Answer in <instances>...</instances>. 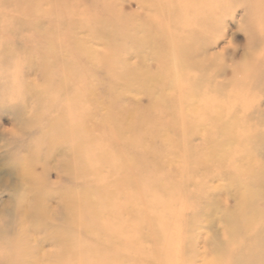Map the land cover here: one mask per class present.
<instances>
[{
	"label": "rangeland",
	"instance_id": "rangeland-1",
	"mask_svg": "<svg viewBox=\"0 0 264 264\" xmlns=\"http://www.w3.org/2000/svg\"><path fill=\"white\" fill-rule=\"evenodd\" d=\"M10 1L15 2L8 5L0 0V177L6 181L0 187V212L13 215L16 201L22 203L32 195V183L26 180L32 172L48 180L46 188L51 183L62 192L73 188L84 202L76 235L79 249L86 246L90 251L85 256L80 252L79 264L211 260L215 247L227 244L224 213L229 215L237 207L239 194L264 183V177H260L263 182L256 177L264 173V119L258 120L264 118V38L256 40L264 37V0H38L40 5L37 0ZM181 49L197 55L205 50L206 54L196 56L199 63L225 64L226 72L215 77L222 89L216 82L192 88L193 70H180ZM69 65L72 74L65 83ZM242 67L245 72L235 77L234 70ZM112 103L115 108H128L129 118H121L114 107L111 110ZM111 114L117 115L116 120L120 117L125 133L120 137L111 131V119L104 123ZM228 122L234 130L228 133H237L235 139L224 133ZM61 161L77 166L85 161L89 178L74 169L73 177L79 179L73 180L74 185L66 178L57 183ZM121 165L125 172L116 170ZM111 169L116 170L114 184L124 201L112 208L102 204L108 200L110 185L105 179ZM205 205L213 212L207 213ZM134 206L142 208L135 225L126 220ZM258 208L264 210V203L259 202ZM109 211L113 220L107 219ZM261 214L255 227L264 224ZM247 235L253 238V230ZM243 238L237 236L235 245L245 243Z\"/></svg>",
	"mask_w": 264,
	"mask_h": 264
},
{
	"label": "bare ground",
	"instance_id": "bare-ground-1",
	"mask_svg": "<svg viewBox=\"0 0 264 264\" xmlns=\"http://www.w3.org/2000/svg\"><path fill=\"white\" fill-rule=\"evenodd\" d=\"M4 1L6 4L8 5H11V4H14L15 1H10L9 0H2ZM50 1V0H49ZM53 1V0H52ZM64 1V0H63ZM62 1V2H63ZM93 1V0H92ZM216 1H219V0H216ZM23 2H25L23 0ZM32 2V1H31ZM39 1L37 0V3ZM43 2V1H42ZM79 2V1H78ZM4 3V4H5ZM76 3V2H75ZM169 3V2H168ZM196 3V2H195ZM217 3V2H216ZM225 3V2H224ZM30 4V3H29ZM35 4V3H34ZM47 4V2H46ZM98 4V3H97ZM226 4V3H225ZM17 5V4H16ZM37 5H40L39 3ZM53 5V4H52ZM159 5V4H158ZM55 6V5H53ZM70 6V5H68ZM74 6V5H73ZM76 6V5H75ZM96 6V5H95ZM195 6V5H194ZM220 6V5H219ZM223 6V4H222ZM221 6V7H222ZM49 7V6H48ZM56 7V6H55ZM82 7V6H81ZM86 7V6H85ZM219 7V9L221 8ZM57 8V7H56ZM90 9V7H88ZM94 8V7H93ZM198 8V7H197ZM66 9V8H65ZM87 9V8H85ZM57 10V9H56ZM222 10V9H221ZM62 12V11H61ZM172 12V11H171ZM222 12H224L222 10ZM52 12L51 11V15H52ZM56 13V11H55ZM227 13V12H226ZM224 14V13H223ZM54 15V14H53ZM170 15V14H169ZM220 15V14H219ZM214 17V16H213ZM209 19V18H208ZM215 20V19H214ZM218 20V19H217ZM146 22V21H145ZM213 26V25H212ZM169 30V29H167ZM213 31V30H212ZM112 34V33H111ZM42 37H46V39L48 38L47 35H41ZM106 36V35H105ZM264 36V35H263ZM44 37V38H45ZM264 37L260 36L258 37L256 40H262ZM191 40V39H190ZM189 40V41H190ZM50 41V40H48ZM203 42V41H202ZM258 42V41H256ZM263 42V41H262ZM158 44V43H157ZM172 44V42H171ZM207 44V42H206ZM172 46V45H171ZM257 46V45H256ZM50 47V46H49ZM37 48V47H36ZM208 48V47H207ZM173 49V48H172ZM190 49V48H189ZM201 50V49H200ZM199 50V54L197 55L195 52L193 53H189V52H185V51H182V49L180 50L181 52V56H182V67L180 68V70H185V68L188 70H193L192 73H193V76L195 75V77H192L190 78L191 79V82H192V88L194 87H197L198 85L201 86V84L205 83V82H210L212 84H214L216 82V84L218 85L219 87V80H215V77L217 78V76L220 77V75H222L223 73L226 72V67L221 64V63H217V64H203V63H199L197 62L196 60V56H203L204 54H206L205 50L203 51H200ZM168 51V50H167ZM190 51H193V50H190ZM47 52V51H46ZM170 52H171V48H170ZM147 53V52H146ZM142 55V54H140ZM174 58L178 60V56H177V53H174ZM97 56V55H96ZM221 57V55H220ZM25 58V57H24ZM27 58V57H26ZM164 58V57H163ZM170 58H172L170 56ZM181 58V57H180ZM198 59V58H197ZM162 60V59H161ZM172 60V59H171ZM28 61V60H27ZM30 61V60H29ZM26 62V61H25ZM261 62V61H260ZM72 65L74 64V62H71ZM162 63V62H161ZM165 63V62H164ZM174 63V61H173ZM101 64V63H100ZM179 64V63H178ZM42 65V64H41ZM72 65H69L68 69L65 70L64 72V80L65 83L68 80V77L70 78L71 77V74H72ZM174 65V64H173ZM71 66V67H70ZM166 66V65H165ZM169 67V66H167ZM185 67V68H184ZM34 68H37V67H34ZM172 68V67H171ZM173 69V68H172ZM198 69V70H197ZM219 70V72H217ZM246 70V69H245ZM131 71V70H130ZM170 71V69H169ZM189 71V70H188ZM235 72V77L244 71V67L240 68V70L238 69H235L234 70ZM185 72V71H184ZM209 72H211V74H209ZM245 72V71H244ZM125 73V72H124ZM159 73V72H158ZM181 73V72H180ZM190 73V72H189ZM209 74V75H208ZM43 75V74H42ZM42 75H40V77H43ZM117 75V74H116ZM173 75V74H172ZM181 75H183L181 73ZM192 75V74H191ZM113 76V75H112ZM138 76V75H137ZM144 76V75H143ZM158 76V75H157ZM176 76V75H175ZM76 77V76H75ZM150 77V76H149ZM159 77V76H158ZM164 77V76H162ZM234 77V75H233ZM143 78H146V77H143ZM155 78V77H154ZM170 78V77H169ZM176 78V77H175ZM43 79V78H42ZM45 79V78H44ZM149 79V78H148ZM164 79V78H163ZM183 79V78H182ZM139 80V79H138ZM144 80V79H143ZM142 80V82H143ZM32 81H35V80H32ZM44 81V80H43ZM132 81H133V77H132ZM145 81V80H144ZM149 81V80H147ZM157 81L154 80V82ZM174 80H172V83H173ZM36 82V81H35ZM34 82V83H35ZM162 82V81H161ZM190 82V81H189ZM129 83V82H128ZM139 83V82H138ZM146 83V82H145ZM33 84V83H32ZM39 84V83H38ZM46 84V83H45ZM137 84V83H136ZM149 84V83H148ZM155 84V83H154ZM177 84V82H176ZM26 84H24V87H25ZM152 85V84H151ZM156 85V84H155ZM154 85V86H155ZM46 86V85H45ZM148 86V85H147ZM158 86V85H157ZM23 87V88H24ZM30 87V86H29ZM28 87V89H30ZM35 87H36V84H35ZM34 87V88H35ZM134 87V86H133ZM138 87V86H137ZM149 87V86H148ZM172 87V86H171ZM37 88V87H36ZM42 88V87H41ZM49 88V87H48ZM68 89H70L69 87H67ZM210 88V87H209ZM220 88V87H219ZM14 89V88H12ZM139 89V87H138ZM198 89V87H197ZM222 88H220L219 90H221ZM15 90V89H14ZM37 90V89H36ZM170 90V89H169ZM205 90V88H204ZM209 90V89H207ZM213 90V89H212ZM32 91V89H31ZM30 91V92H31ZM35 91V90H34ZM33 91V92H34ZM64 91V90H63ZM161 91V90H160ZM199 91V90H198ZM116 92V91H115ZM195 92V91H194ZM202 92V91H201ZM200 92V93H201ZM15 93V92H14ZM38 91H36L35 93L33 94H36V96L38 97ZM158 94V93H157ZM201 94H204L203 92ZM207 94V93H206ZM46 95V94H45ZM44 95V96H45ZM59 95V94H57ZM154 95V94H152ZM199 95V94H198ZM31 96V95H30ZM159 96V95H158ZM23 97V96H22ZM34 97V95H33ZM43 97V95H42ZM41 97V98H42ZM60 97V96H59ZM170 97V96H169ZM197 96L195 95V98ZM200 98V96H198ZM158 98V97H157ZM174 98V97H173ZM190 98H193V97H190ZM29 99V98H28ZM52 99V98H51ZM60 99V98H59ZM111 99V98H110ZM161 98H159L160 100ZM164 99V98H163ZM41 99H38L37 102H39ZM196 100V99H195ZM194 100V101H195ZM100 101H102L100 99ZM164 101V100H163ZM25 102V101H24ZM23 102V104H24ZM157 102H159L157 100ZM111 103V101H110ZM160 103V102H159ZM98 104V103H96ZM109 104V103H108ZM154 104H157L154 102ZM111 106V110L113 109V107L115 108V106L112 104H110ZM160 105V104H159ZM101 106V105H100ZM108 106V105H107ZM118 106V105H117ZM155 106V105H154ZM24 107V106H23ZM63 107V106H62ZM160 107V106H159ZM40 108V107H39ZM95 108V107H94ZM97 108H99V106H97ZM103 108V107H100V109ZM105 108V107H104ZM118 108V107H117ZM115 108L116 111L118 110L119 112L117 113L121 118H127L128 115H129V112H128V108H123L121 107L120 109L118 108ZM64 109V108H63ZM109 109V106L108 108ZM129 109L131 110L132 108L129 107ZM156 109V108H154ZM21 110V109H20ZM99 110V109H98ZM97 110V111H98ZM102 110V109H101ZM133 110V109H132ZM135 110V109H134ZM133 110V111H134ZM38 111V110H37ZM56 111V110H55ZM110 111V109H109ZM114 111V110H113ZM132 111V112H133ZM137 111V110H136ZM101 112V111H100ZM22 113V112H21ZM49 113V112H48ZM103 113V112H102ZM112 113V112H111ZM138 113V112H137ZM148 113V112H147ZM182 113V111H181ZM233 113V111H232ZM20 114V112H19ZM61 114V113H60ZM104 114V113H103ZM110 114V113H109ZM136 114V113H135ZM25 115V114H23ZM27 115V114H26ZM41 115V113H40ZM51 115V114H50ZM48 115V116H50ZM100 115V114H99ZM106 115V113H105ZM112 115V116H111ZM110 117L106 116L107 118H105L106 120L104 121V123L106 122H109L108 120L111 119L113 121V124H112V128H111V131H114L116 132V135H119L122 136L123 134V131L121 130L120 128V122L118 121L120 119V117L118 118V120H116V114H115V117H113V114H111ZM20 116V115H18ZM22 116V115H21ZM67 116V115H66ZM102 116V115H100ZM123 116V117H122ZM133 116V114H132ZM142 116V115H141ZM113 117V118H111ZM29 118V116L27 117V119ZM115 118V119H114ZM129 118V117H128ZM235 118V117H234ZM32 119V118H30ZM55 119V118H54ZM73 119V118H72ZM222 119H223V115H222ZM262 119L263 116H261L258 120H260L262 122ZM19 120V119H18ZM123 120V119H122ZM129 120V119H128ZM21 121V119H20ZM36 121V120H35ZM57 121V120H56ZM72 121V120H71ZM74 121V120H73ZM126 121V120H124ZM258 121V122H260ZM23 122V121H22ZM27 122V120H26ZM45 122V121H44ZM47 122V121H46ZM45 122V123H46ZM55 122V121H54ZM131 122V121H130ZM230 122V121H229ZM226 123L224 125V133H228L229 130H233L231 129V126L232 124H229ZM19 123V122H18ZM32 123V122H31ZM35 123V122H34ZM64 123V122H63ZM86 123V122H85ZM264 123V121H263ZM27 124V123H26ZM25 124V125H26ZM30 124V123H29ZM28 124V125H29ZM56 124V123H55ZM91 124V123H90ZM183 124V122H182ZM191 124V122H190ZM32 125V124H30ZM51 125V124H50ZM80 125V124H79ZM126 125V123H125ZM124 125V126H125ZM148 125V124H147ZM201 125V124H200ZM47 126V125H46ZM55 126V125H54ZM57 126V125H56ZM65 126V124H64ZM91 126V125H90ZM96 126V125H95ZM94 126V127H95ZM99 126V125H98ZM108 126V125H107ZM128 126V124H127ZM203 126V125H202ZM208 126V125H207ZM205 126V127H207ZM71 127V126H70ZM70 127H63L62 130H68V128ZM73 127V125H72ZM217 127V126H216ZM20 128V127H19ZM57 128V127H56ZM76 128V127H75ZM81 128V127H80ZM83 128V127H82ZM125 128V127H124ZM191 128V127H190ZM30 129V128H29ZM108 129V128H107ZM127 129V128H126ZM125 129V130H126ZM130 129V128H129ZM172 129V128H171ZM219 129V128H218ZM222 129V130H223ZM22 130V129H21ZM55 130V129H53ZM57 130V129H56ZM56 130H55V134H56ZM70 130V129H69ZM78 130V129H77ZM196 130V129H195ZM216 130V129H215ZM221 130V131H222ZM24 131V130H23ZM22 131V132H23ZM60 131V130H59ZM76 131V130H75ZM193 132V130L190 129V132ZM220 131V130H219ZM217 131V132H219ZM234 131V130H233ZM25 132V131H24ZM69 132V131H67ZM83 132V131H82ZM134 132V131H133ZM189 132V133H190ZM208 132V131H207ZM40 133V132H39ZM62 133V132H61ZM71 133V132H70ZM188 132L186 131V134ZM205 133V132H204ZM49 134V133H48ZM72 134V133H71ZM74 134V133H73ZM72 134V135H73ZM167 134V133H166ZM199 134V133H198ZM206 134V133H205ZM217 134V133H216ZM231 134V133H230ZM230 134L228 133V137L230 136ZM40 135V134H39ZM202 135V134H201ZM204 135V134H203ZM208 135V134H207ZM58 136V135H57ZM183 136V135H182ZM188 136V135H187ZM191 136V135H190ZM235 136H237V133H232L231 134V138H234L235 139ZM118 137V138H119ZM205 137V136H204ZM35 138H38V137H35ZM52 138V136H51ZM58 138V137H57ZM75 138H77L75 136ZM74 138V139H75ZM221 138V137H220ZM72 139V138H71ZM123 139V137H122ZM127 139V137H126ZM132 139V138H131ZM206 139V138H205ZM226 139V138H225ZM262 139V138H261ZM36 140V139H35ZM41 140V139H40ZM52 140V139H51ZM73 140V139H72ZM78 140V139H77ZM99 140V139H98ZM229 140V139H228ZM226 140V141H228ZM233 140V139H230V141ZM15 141V139H14ZM53 141V140H52ZM185 141V139H184ZM187 141V140H186ZM17 142V141H16ZM21 142V141H20ZM60 142V141H59ZM66 142V141H64ZM215 142V141H214ZM219 142V141H218ZM38 143V141H37ZM53 143V142H52ZM78 143V142H77ZM210 143V142H209ZM217 143V142H215ZM225 143V142H224ZM58 144V143H57ZM57 144H56V147H57ZM60 144V143H59ZM191 144V142H190ZM223 144V143H222ZM255 144V143H254ZM46 145V143H45ZM80 145V144H78ZM185 145V144H184ZM187 145H189L187 143ZM242 145V144H241ZM42 146V145H41ZM51 146V145H49ZM126 146V145H125ZM254 146V145H253ZM190 147V146H189ZM220 147H221V144H220ZM231 147V146H230ZM242 147V146H241ZM256 147V146H255ZM52 148V147H51ZM194 148V147H192ZM253 148V147H252ZM60 149V147H59ZM71 149V148H70ZM173 149V148H172ZM242 149V148H241ZM240 149V150H241ZM244 149V148H243ZM242 149V150H243ZM255 149V148H254ZM16 150V149H15ZM78 150H80L78 148ZM192 150V149H191ZM256 150V149H255ZM14 151V150H13ZM49 151V150H48ZM65 151V150H64ZM116 151V150H115ZM213 151V150H212ZM258 152V150H256ZM190 152V151H189ZM199 152V151H198ZM205 152V150L203 151ZM216 152V151H215ZM222 152V149L221 151ZM242 152V151H241ZM244 152V151H243ZM51 154V152H49ZM66 153V151H65ZM132 153V152H131ZM218 154V152H216ZM239 153V151H238ZM245 153V152H244ZM64 154V153H63ZM77 150H75V152L72 154V158L74 159V156L75 158L77 157ZM116 154V153H115ZM133 154V153H132ZM189 154V153H188ZM233 154V153H232ZM52 155V154H51ZM61 155V153L59 154ZM87 155V154H86ZM102 155V154H101ZM216 155V154H215ZM222 155V154H221ZM238 155V154H237ZM246 155H247V152H246ZM245 155V156H246ZM70 156V155H69ZM133 156V155H132ZM131 156V157H132ZM251 157V153L249 155H247V158L248 157ZM53 157V156H52ZM60 157V156H59ZM68 157V156H67ZM136 157V156H135ZM215 157V156H214ZM239 157V156H238ZM253 157V156H252ZM69 158V157H68ZM171 158V157H170ZM211 158V157H210ZM49 159V157H48ZM61 159V158H60ZM81 159V158H80ZM99 159V158H98ZM132 159V158H131ZM242 159V158H240ZM246 159V158H245ZM51 160V159H50ZM82 160V159H81ZM79 160V162L81 161ZM89 160V158H88ZM186 160V159H185ZM209 160V159H208ZM207 160V161H208ZM90 161H92L90 159ZM96 161V160H95ZM62 162V161H61ZM85 161H83V164L82 162L75 165L74 163L72 165H69V164H65L64 163L61 167V171L62 173L60 175H56L57 178H56V182L59 183L60 182V179L62 178H66L67 181H69L71 183V185H74L73 184V180L74 179V173L73 170L74 169H77L80 171V176H82L84 179H88L89 177V173H87V170L85 169ZM133 162V161H132ZM237 162V161H236ZM242 162V161H241ZM54 163V161L52 162ZM67 163H70L69 161ZM200 163V162H199ZM224 163V162H223ZM245 163V162H244ZM247 163V162H246ZM245 163V164H246ZM251 162H249V165L252 166L254 164H250ZM254 163V162H252ZM16 164V163H15ZM49 164V162H48ZM88 164V163H87ZM86 164V165H87ZM170 164V163H169ZM235 164V163H234ZM261 164V163H260ZM60 165V166H61ZM94 165V164H93ZM136 165V164H135ZM200 165V164H199ZM202 165V164H201ZM262 166V165H261ZM49 167V166H48ZM172 167V166H171ZM254 167V166H253ZM259 167V166H258ZM1 168V167H0ZM187 168V167H186ZM260 168V167H259ZM264 168V167H263ZM262 168V170H263ZM21 169V168H20ZM71 169V170H70ZM88 169V167H87ZM185 169V166L184 168ZM204 169V167H203ZM261 169V168H260ZM53 170V169H52ZM116 170H120L122 172H125L126 169H125V166L124 165H121L118 167V169L116 168ZM115 169H111V171H109L105 181L106 182H109V187L106 188V186H104L106 188V191L108 195V200H102L103 201V205H108V206H112L114 204H117V203H123V198H121L120 196H122L121 192H119L118 190V187H116V184H114L116 181L115 177L113 175H115V172H116ZM137 170V169H136ZM140 170V168H139ZM252 170V169H250ZM261 170V172H262ZM6 171V169L4 170ZM11 171V170H9ZM22 171V169H21ZM25 171V170H24ZM23 171V172H24ZM32 171V170H31ZM99 171V170H98ZM104 171V170H103ZM237 171V170H236ZM12 172V171H11ZM22 172V173H23ZM139 172V171H138ZM138 172H136L138 174ZM185 172V171H184ZM254 172V171H253ZM257 172V171H256ZM264 172V171H263ZM99 173V172H98ZM181 173V172H180ZM252 173V171H250V174ZM3 174V173H1ZM11 174V173H10ZM26 174V173H25ZM40 174V173H39ZM73 174V175H72ZM76 174V173H75ZM126 174V173H125ZM238 174V173H237ZM241 174V173H240ZM259 174V173H258ZM256 175L257 178H260V177H264V173L262 174H259V175ZM135 175V174H134ZM234 175V174H233ZM1 176V175H0ZM51 176V175H50ZM54 176V175H53ZM78 176V175H77ZM79 176V177H80ZM105 176V175H104ZM242 176V175H241ZM250 176V175H249ZM6 177V176H5ZM27 177V181L32 183V194L31 196H28V198L25 196L24 197V201L22 203H20L19 201H16V208L15 209V212L14 214L12 215L11 212L9 213L8 211V214H6L5 212H0V264H79V259H80V255L81 253L84 255L88 254L87 252H89L90 248L89 247H86L85 245V249L84 250H80L79 249V242L77 241V235H76V228H77V221H78V211H79V207L83 205V201L80 200V197L77 195V193L73 192V188H70L69 190H67L66 192H62L61 190H57V186H54L55 184L54 183H51V187L49 188H46V185L48 184V180L43 176L41 175H35L34 173H29L26 175ZM48 177V176H47ZM255 177V178H256ZM133 178V177H132ZM131 178V179H132ZM249 178V177H248ZM7 179V178H6ZM251 179V178H250ZM79 180V179H78ZM78 180H75V181H78ZM188 180V179H187ZM253 180V179H252ZM51 181V180H50ZM260 181H262V179L260 178ZM264 181V179H263ZM262 181V182H263ZM5 179L1 178L0 177V187L3 186V184H5ZM89 182V181H88ZM186 182V181H185ZM188 182V181H187ZM186 182V183H187ZM258 182V181H257ZM261 182V183H262ZM47 183V184H46ZM133 183V182H132ZM131 182H129L130 185H132ZM138 183V182H137ZM178 183V182H177ZM14 184V183H13ZM50 184V182H49ZM114 184V186L112 185ZM134 184H135V181H134ZM189 184V183H188ZM15 185V184H14ZM20 185V184H19ZM23 185V184H22ZM106 185V184H105ZM126 185V184H125ZM185 185V184H184ZM188 186V185H187ZM186 186V187H187ZM185 187V186H183ZM22 188V187H21ZM127 188V187H125ZM132 189V188H131ZM139 189V188H138ZM21 190V189H20ZM86 190V189H85ZM140 190V189H139ZM168 190V189H167ZM167 190L165 189V193H167ZM253 190V188H252ZM133 191V190H132ZM222 191V190H221ZM224 191V190H223ZM36 192V193H35ZM141 192V191H140ZM17 193V191H16ZM19 193H21L19 191ZM120 193V194H119ZM124 193V192H123ZM133 193V192H132ZM87 194V193H86ZM127 194V193H126ZM136 194V192H135ZM141 194V193H140ZM179 194V193H178ZM15 195V194H14ZM103 195V194H102ZM124 195V194H123ZM156 195V193L154 194ZM166 195V194H165ZM139 196V195H138ZM170 196V195H169ZM180 196V195H179ZM141 197V196H140ZM156 197V196H155ZM162 197V196H161ZM15 198V197H14ZM136 198V197H135ZM152 198V197H151ZM172 198V197H171ZM189 198V197H188ZM83 199V198H82ZM134 199V198H133ZM139 199V198H138ZM238 205L236 208H234V210L228 214L224 213L226 215V219L224 218V223L226 225V228H227V231H226V234L228 236V240L226 241L227 244H223L222 245H217L215 247V256L212 257L211 260L207 261L205 258H203V264H264V224H261V225H256V223H254V220H257V216L259 214H263L264 210H260L258 208V204L259 202H263L264 203V183L262 185H260V182H259V185H257V189L254 190L253 192H248V193H241L239 194L238 196ZM131 200V199H130ZM156 200V198H155ZM184 200V199H183ZM107 201V202H106ZM136 201V199H135ZM152 201V199H151ZM133 202V201H132ZM156 202V201H155ZM171 202V201H170ZM86 203V202H85ZM131 203V201H130ZM129 203V204H130ZM81 204V205H80ZM88 204V202H87ZM136 204V202H135ZM134 204V205H135ZM155 204V203H154ZM162 204V203H161ZM166 204V203H165ZM168 204V203H167ZM187 204V203H185ZM124 205V204H123ZM126 207L128 204H125ZM157 205V204H156ZM190 205V203L188 204ZM13 206V205H12ZM115 206V205H114ZM137 206V205H136ZM160 205H158V208H159ZM92 207V205H90V208ZM135 207V206H134ZM151 207V206H149ZM165 207V205H164ZM189 207V206H188ZM206 207V205H205ZM116 208V207H115ZM156 208V207H155ZM161 208V207H160ZM110 209V207H109ZM137 209V210H136ZM142 208H139L135 207L133 208V210H130V214L131 216H129L128 218H126V220L128 222H134V225L135 223H139V213L141 211ZM124 210V209H123ZM149 210V209H148ZM206 212L208 213H211L213 212L212 211V208L211 207H206L205 208ZM89 211V210H88ZM117 211V210H116ZM126 211V210H125ZM204 211V210H203ZM91 212V215L93 216L94 215V212L90 211ZM113 212V210H112ZM123 212V211H122ZM99 213V212H98ZM118 213V212H117ZM127 213V212H125ZM150 213V212H149ZM100 214V213H99ZM111 211H109L108 215H107V219H110L112 216H111ZM119 214V213H118ZM128 214V213H127ZM126 214V215H127ZM128 214V215H130ZM197 214V213H196ZM261 214V215H262ZM124 215V214H123ZM142 215H145L142 214ZM168 215V214H167ZM166 215V216H167ZM224 215V216H225ZM164 216V215H163ZM162 216V217H163ZM202 216V214H201ZM96 217V216H95ZM125 217V216H123ZM143 218L145 216H142ZM161 217V216H160ZM169 217V216H168ZM263 217V216H262ZM142 218V219H143ZM80 219V218H79ZM89 220V218H87ZM119 219V220H118ZM121 217L119 218H114V220H118L121 222ZM151 220V218H149ZM157 219V218H156ZM105 220V219H104ZM111 220H113V218H111ZM124 220V219H123ZM144 220V219H143ZM148 221V219H147ZM173 221V220H172ZM16 222V223H15ZM125 222V221H124ZM143 222V221H142ZM146 222V221H145ZM167 222V221H165ZM190 222V221H189ZM14 223H15V226H14ZM94 223V222H93ZM147 223V222H146ZM145 223V224H146ZM150 223V222H149ZM120 225V223H118ZM129 224V223H128ZM136 224V225H137ZM150 224H153V223H150ZM149 224V225H150ZM125 226V224H124ZM128 226V225H127ZM109 227V225H108ZM133 227V226H132ZM142 227V226H141ZM123 228V226L121 227ZM125 230V228H123ZM132 229V228H131ZM118 230V229H117ZM251 230H253L254 232V237H249L248 235L246 236V234L248 232H251ZM127 231V230H126ZM125 231V232H126ZM134 232V230H132ZM136 231V230H135ZM91 232V231H90ZM98 232V231H96ZM95 232V233H96ZM128 232V231H127ZM246 232V233H245ZM124 233V232H123ZM138 233V232H137ZM99 234L96 233V235ZM119 234V233H118ZM165 234V233H164ZM101 236H103L102 234H100ZM123 235V234H122ZM127 235V234H126ZM132 235V234H131ZM134 235V234H133ZM138 235V234H137ZM125 236V235H124ZM160 236V235H159ZM158 236V237H159ZM243 237L244 236V241L245 243H243L242 245H238L236 246L235 243L238 239H236V237ZM99 237V236H98ZM107 237V236H106ZM128 237H129V234H128ZM135 237V236H134ZM133 237V238H134ZM139 238V236H137ZM153 237V236H152ZM156 237V236H155ZM157 237V240L160 239L162 237V234H161V237L158 238ZM118 239V237H116ZM126 238V237H125ZM132 238V239H133ZM100 239V238H99ZM129 239V238H127ZM126 239V240H127ZM140 239V238H139ZM156 239V238H155ZM80 240V239H79ZM101 240V239H100ZM141 240V239H140ZM139 240V242H140ZM154 240V239H153ZM102 241V240H101ZM114 241H115V238H114ZM129 241H131L129 239ZM134 241V240H133ZM187 241V240H186ZM81 242V241H80ZM247 242H252L251 245H247ZM87 243V242H86ZM99 243V242H98ZM117 243V242H116ZM120 243V242H119ZM138 244V242H136ZM81 244V243H80ZM115 244V243H114ZM124 243H122L123 245ZM187 244V243H186ZM118 245V244H117ZM126 245V244H124ZM123 245V246H124ZM134 245V244H133ZM164 245V244H163ZM136 246V245H135ZM134 246V247H135ZM165 246V245H164ZM190 246V245H189ZM231 246V247H230ZM114 247V246H113ZM125 247V246H124ZM129 248L131 246H128ZM133 247V246H132ZM134 247L132 248V250L134 249ZM188 247V246H187ZM122 248V247H121ZM190 248V247H189ZM115 249V248H114ZM113 249V250H114ZM119 249V248H118ZM120 250V249H119ZM131 250V251H132ZM159 250V249H158ZM161 250V249H160ZM186 249H184L185 251ZM135 251V250H134ZM153 251V250H152ZM183 251V252H184ZM187 251V250H186ZM81 252V253H80ZM136 252V251H135ZM133 252V253H135ZM162 252V251H160ZM192 252V250L190 251ZM185 253V252H184ZM80 254V255H79ZM118 254V253H117ZM122 254V252H121ZM183 254V253H182ZM84 255V256H85ZM152 255V254H151ZM149 255V256H151ZM158 255V254H157ZM155 255V256H157ZM181 255V254H180ZM82 256V255H81ZM83 256V257H84ZM109 256V255H108ZM165 256V255H164ZM168 256V255H167ZM187 256V255H186ZM159 257H160V254H159ZM191 257V256H189ZM199 257H201L200 255H197L196 254V258L198 259ZM126 258V257H125ZM152 258V256H151ZM157 258V257H156ZM155 259V257H154ZM167 259V258H166ZM185 259V258H184ZM193 259V258H192ZM197 259H196V262H197ZM153 260V259H152ZM156 260V259H155ZM161 260V259H160ZM180 260V259H179ZM159 261V260H158ZM163 261H165L163 259ZM161 262V261H160ZM159 262V263H160ZM166 262V261H165ZM173 262V261H172ZM184 262V260H183ZM163 264V263H161ZM165 264V263H164ZM200 264V263H199Z\"/></svg>",
	"mask_w": 264,
	"mask_h": 264
}]
</instances>
